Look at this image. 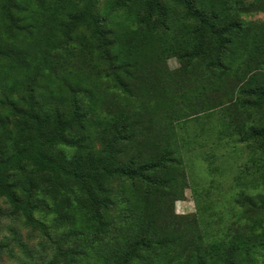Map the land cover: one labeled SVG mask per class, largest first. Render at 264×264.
<instances>
[{"label": "trees", "instance_id": "trees-1", "mask_svg": "<svg viewBox=\"0 0 264 264\" xmlns=\"http://www.w3.org/2000/svg\"><path fill=\"white\" fill-rule=\"evenodd\" d=\"M260 11L264 0H0V198L42 236L35 263L11 228L0 258L13 241L30 264H264V22L247 18ZM218 108L220 138L259 156L235 177L229 219L179 215L201 135L188 127Z\"/></svg>", "mask_w": 264, "mask_h": 264}, {"label": "rangeland", "instance_id": "rangeland-1", "mask_svg": "<svg viewBox=\"0 0 264 264\" xmlns=\"http://www.w3.org/2000/svg\"><path fill=\"white\" fill-rule=\"evenodd\" d=\"M102 3L101 1L100 5ZM247 18L264 22V11L247 15ZM170 65L176 67L178 62L174 58L170 59ZM202 120L205 122L191 123L188 127L190 131L201 133V135L184 153L188 186L185 189V198L176 202V213L197 218L201 212L199 206H203V208L207 207L211 214L219 211L227 220L232 211V205L234 206L229 198L240 190L235 177L237 174H242L243 177L250 178L245 164L252 162L251 156L257 158L259 155L253 151L255 147L252 144L250 146L254 148L248 146L247 141L239 140L238 134L220 138L219 130L223 127L222 109L218 108L212 114L204 115ZM196 191L202 194L201 205L197 202ZM0 206V240L6 237L11 238V228H15L23 240L32 247L35 254V260L32 262L36 263L37 259L40 261L37 253L42 238L40 232L31 230L22 221L10 216L8 204L3 198H0ZM13 243L12 241L16 256L10 257L4 253L0 258V264H30L19 247Z\"/></svg>", "mask_w": 264, "mask_h": 264}]
</instances>
